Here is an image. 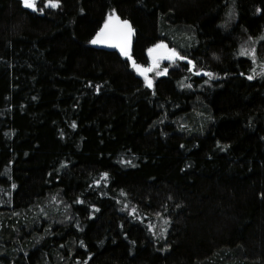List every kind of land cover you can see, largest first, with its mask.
Here are the masks:
<instances>
[{
  "label": "trees",
  "instance_id": "obj_1",
  "mask_svg": "<svg viewBox=\"0 0 264 264\" xmlns=\"http://www.w3.org/2000/svg\"><path fill=\"white\" fill-rule=\"evenodd\" d=\"M113 9L138 64L163 40L195 68L149 88L89 43ZM244 37L262 61L264 0H0V264H264V76Z\"/></svg>",
  "mask_w": 264,
  "mask_h": 264
},
{
  "label": "snow or ice",
  "instance_id": "obj_2",
  "mask_svg": "<svg viewBox=\"0 0 264 264\" xmlns=\"http://www.w3.org/2000/svg\"><path fill=\"white\" fill-rule=\"evenodd\" d=\"M22 3L24 7L32 10H37V0H22ZM61 0H45V6L49 8H58L60 7ZM40 11H43V8L39 9ZM115 9L112 10L108 14L107 19L104 21L103 27L99 29L98 32H96L95 36L89 41V43L98 45V44H107L110 46H114L116 48H119L121 54H123L125 57H128L132 61V67L136 69L137 72L140 73L144 77L145 83L149 88L153 87V80L149 77V72H156V75H163L167 73V68L161 72L160 69V63L162 60H169L175 62L176 60H186L189 64L192 65V68L189 69L190 71L195 68V62L188 60L187 56L181 55L180 52H178L174 48H169L168 45L161 40L160 42L154 44L152 47H150L148 51V55L151 58V64L148 67H145L141 64H138L131 56V37L135 32V29L132 27L131 23L126 19H121L119 15H114ZM243 55H248L247 50H242ZM255 50H252V56L255 58ZM203 71V70H202ZM209 77L214 76V73L207 72L205 73ZM249 79H252L250 76ZM207 83V81H205ZM183 87V85H181ZM97 90L99 91V86L97 85ZM188 87H191V85H188ZM72 127H76L75 122H73ZM126 163H131L130 161H127ZM104 178L108 177V173H103ZM99 183V181H97ZM15 187V185H12ZM264 196V193L261 194ZM94 207V206H93ZM135 211V209H133ZM168 221L165 220V224H167ZM167 229H164L161 233V235H164L166 233ZM135 243V241H133ZM81 244H83V241H81Z\"/></svg>",
  "mask_w": 264,
  "mask_h": 264
},
{
  "label": "rangeland",
  "instance_id": "obj_3",
  "mask_svg": "<svg viewBox=\"0 0 264 264\" xmlns=\"http://www.w3.org/2000/svg\"><path fill=\"white\" fill-rule=\"evenodd\" d=\"M107 19V18H106ZM255 44L256 43H254L253 42V40H251V39H249V38H247V37H244L243 38V40H242V42H241V47L243 48V49H246V50H248L249 51V53L252 55V50H255ZM169 47V46H168ZM170 48V47H169ZM147 55H148V52H147ZM261 56H262V58H263V60L261 61V60H257L256 59V56H255V74L256 75H263L264 76V53H261ZM252 58H253V56H252ZM254 59V58H253ZM177 61H179V60H176L175 62H173V61H169V60H162L161 61V63H160V71L161 72H163V70L165 69V68H167V70L168 69H170V68H173L178 62ZM151 64V58L149 57V55H148V64L145 66V67H148L149 65ZM134 71L136 72V74L137 75H139L142 79H143V81L145 82V80H144V77L142 76V75H140V73L139 72H137L136 71V69H134ZM166 74V73H165ZM165 74H163V75H165ZM148 75H149V77L154 81L155 80V78H157V77H159V76H161V75H156V72L155 71H153V72H149L148 73Z\"/></svg>",
  "mask_w": 264,
  "mask_h": 264
},
{
  "label": "water",
  "instance_id": "obj_4",
  "mask_svg": "<svg viewBox=\"0 0 264 264\" xmlns=\"http://www.w3.org/2000/svg\"><path fill=\"white\" fill-rule=\"evenodd\" d=\"M22 1V0H21ZM24 6V5H23ZM26 8V7H25ZM26 9H28V8H26ZM29 10H32V9H29ZM103 27V26H102ZM131 41H132V37H131ZM97 47H100V48H103V49H117L119 52H120V50H119V48H116V47H114V46H110V45H107V44H98V45H96ZM121 53V52H120ZM123 55V54H122ZM124 56V55H123ZM125 57V56H124ZM130 63H132V61H130Z\"/></svg>",
  "mask_w": 264,
  "mask_h": 264
}]
</instances>
